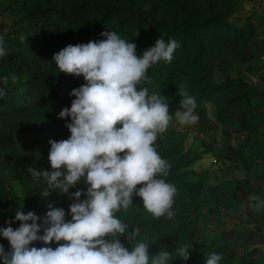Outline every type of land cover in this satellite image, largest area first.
<instances>
[{
    "label": "trees",
    "instance_id": "16d2710c",
    "mask_svg": "<svg viewBox=\"0 0 264 264\" xmlns=\"http://www.w3.org/2000/svg\"><path fill=\"white\" fill-rule=\"evenodd\" d=\"M6 3L20 6V14L14 21L18 25L15 30L19 37L17 55L22 60L15 68L20 79L5 86L3 78L9 50L4 47L6 55L0 57V88L6 87L7 91L0 98V186L13 181L22 187L23 193L20 205L11 209L14 199H5L0 189V228L11 226L15 230L19 227L20 222L15 220L18 209L24 214L34 212L41 218L37 222L41 223L49 204L63 209L66 221L71 220L68 211L73 198L48 189L43 178H33L29 169L51 170L48 141L70 136L65 127L70 119L58 118L59 113L65 107L70 108L75 99L70 95L72 89L86 83L82 76L60 73L53 55L68 45L99 41L104 31H114L136 44L137 55L153 46L158 38L165 42L177 40L180 47L173 53L172 61L161 60L150 67L146 75L151 82H143L138 87H147L150 93H161L176 108L182 99L178 91L184 90L196 99L195 110L202 108L204 101L212 104V117L222 130L243 131L242 141L234 146V156L245 167L247 180L252 178L259 182V186L248 184L247 193L257 196L261 193L264 199V168L251 174L247 163V155L264 153L263 134L255 123L263 115L255 119L257 105L252 101L259 91L252 92L253 88L241 77L230 73L235 61L245 62L254 56L253 50L248 49L253 35L249 22L238 23L231 19L238 9V0H8ZM260 20L264 28V15ZM2 35L0 30V37ZM156 147L170 164L168 176L159 178L177 189L171 209L174 216L153 217L143 208L142 199L135 195L129 209L116 213L117 218L129 226V232L139 228L140 237H146L150 245V255L168 250L172 253L169 264H205L208 253L215 252L222 256L219 264H264L258 247L234 251L236 242L245 245L241 238L234 239L235 232L223 239L220 230L201 226L200 236L196 237L193 218H188L195 212L193 221L199 223L201 219L205 225L211 204L239 193L235 179L221 180L212 186L213 191L209 186L204 188L201 174L191 167L193 156L180 152L181 139L166 133L158 136ZM222 153L220 150L219 154ZM86 188L81 181L70 188L69 193L86 191ZM45 190L52 191L48 197L44 195ZM204 190L209 194H204ZM84 198L82 195L81 200ZM259 216L262 221H253L256 228H261L262 223L264 226V210L259 211ZM5 221L13 222L6 225ZM261 236L264 239V234ZM196 239L200 245L196 260L188 263L180 259L176 249L192 245ZM119 240L126 248L131 247L125 236H120ZM0 244L5 252L10 251L7 239L2 236ZM31 246L55 248L58 243L44 245L36 241Z\"/></svg>",
    "mask_w": 264,
    "mask_h": 264
},
{
    "label": "clouds",
    "instance_id": "9594fccd",
    "mask_svg": "<svg viewBox=\"0 0 264 264\" xmlns=\"http://www.w3.org/2000/svg\"><path fill=\"white\" fill-rule=\"evenodd\" d=\"M100 36L103 39L99 41L68 45L53 55L60 73L82 76L86 83L72 89L70 95L75 99L70 108L59 113L58 118L70 119L65 125L70 136L48 141L51 170L29 169L33 178H43L48 189L73 198L68 211L71 220L66 221L65 211L51 204L41 223L34 212L24 214L18 209L15 220L19 227L0 228V236L10 245V251L5 252L0 244L2 264H169L172 260L168 250L150 255V245L146 237H140L139 228L129 232L116 213L129 209L135 195L153 217L174 216L171 209L177 189L159 178L168 176L170 164L156 147L173 115L167 97L138 86L150 83L147 70L161 60L170 63L180 44L175 39L165 42L158 38L137 55L136 44L116 32L104 31ZM4 55L0 37V57ZM11 79L16 82L17 77ZM3 83L7 86L8 77ZM6 91V87L0 88V98ZM178 94L182 99L175 120L180 125L197 123L196 99L184 90ZM81 181L87 185L86 191L69 193ZM52 191L45 190L44 195L48 197ZM249 200L254 211L264 210V199L252 194ZM122 235L130 248L119 240ZM36 241L44 245L57 242L58 246H31ZM190 248L191 244H185L176 253L187 261ZM221 259L220 254L211 252L205 264H219Z\"/></svg>",
    "mask_w": 264,
    "mask_h": 264
},
{
    "label": "rangeland",
    "instance_id": "374dc122",
    "mask_svg": "<svg viewBox=\"0 0 264 264\" xmlns=\"http://www.w3.org/2000/svg\"><path fill=\"white\" fill-rule=\"evenodd\" d=\"M6 2H8V0H0V30L3 31L1 37H3L4 47L9 50V55L6 59L7 69L5 77H8V83H12V76L17 77L16 81L20 79L15 72V68L22 60V57L17 55L19 37L16 35L15 30L18 25L14 21V17L20 14V6L18 3L8 5ZM262 15H264V0H238V9L231 15V19L238 23L249 22L253 35L251 39L252 45L248 49L253 50L254 56H251V58L247 59L245 62L235 61L231 66L230 73L233 76L241 77L246 84L253 88L251 90L252 92H254L255 89L258 91L261 90L262 93H264V28L260 20ZM254 102H256L255 104L257 105V108L254 107V111L257 112L255 119L260 117L259 114L263 115V117L256 120L255 123L257 122L260 123L261 126H264V94L260 99ZM168 105L169 112L173 115V121L169 128L159 136L172 133L176 139H181L180 152L188 157L193 156L191 167L201 174L204 181V188H208L209 186V189L213 191L212 186L220 182L219 179L217 180L220 173L226 175L230 174L229 160L227 158H221L220 156L224 154L229 155L230 153L233 155L232 148L230 150V147L237 143V137H239V135L233 131H230L229 135H227L228 130H222L219 127L218 123L215 122L212 117L213 106L209 101H204L203 107L195 110V114L198 115L199 119L197 123L192 125H180L175 120L174 116L175 111L179 108H176L171 102H169ZM239 123L243 125L242 121ZM242 132L243 131H240L239 133ZM241 137L242 135H240L239 138ZM220 150L223 151L222 154H219ZM218 157H220L219 160L217 159ZM260 161L264 162V158H261V160L255 158L250 160L252 165L255 166ZM252 183L255 186H259V182L254 179ZM0 189L5 199H9L10 197L14 199L15 202L12 203L13 206H11V209L20 205V197L23 190L18 183L7 181L5 185L0 186ZM203 192L204 194H209L205 190ZM241 192L236 195L225 197L224 201L211 204L208 209V220L205 225L202 224L201 219H199V223H195L193 220H196V213L192 212L191 216L188 218H193L192 223L195 224V229L197 230L196 237L200 236L198 235V231L201 226H206L214 230L229 228L232 231L233 229H237L242 232L244 231L242 230L244 227L245 231L254 228V220L262 221V218L259 216V211H254L250 207V204H246L247 201L245 200V196L249 197L250 194ZM259 195L261 198V193H258V196ZM260 226L262 228L263 223L260 224ZM261 228H256L259 229L257 233L251 235L258 241L261 239L263 240L261 234L264 233ZM240 233H238V236L244 241L245 245L242 244V242H236L237 248L234 249L236 253L241 252L243 248H249L248 240L242 238ZM238 236L235 235L234 239L236 240ZM197 240L198 239L193 241L189 249L190 258L186 261L188 263H193L196 260L195 253H197V250L200 248ZM257 247L261 253L262 250H264V242H262L261 246L259 245ZM261 261L264 262V256Z\"/></svg>",
    "mask_w": 264,
    "mask_h": 264
},
{
    "label": "crops",
    "instance_id": "0c3cea01",
    "mask_svg": "<svg viewBox=\"0 0 264 264\" xmlns=\"http://www.w3.org/2000/svg\"><path fill=\"white\" fill-rule=\"evenodd\" d=\"M263 94L264 93H262V91L260 90L259 93L257 94V96L254 99H252L253 103H256L254 101H257L258 99H260V97ZM257 126H258L259 130L262 132V134L264 136V126L263 125L261 126L260 123H257ZM233 132H235V131H233ZM229 133H230V131H228L227 135H229ZM235 133L237 135H239V137H240V135H242V137L241 138L237 137V139H238L237 143L236 144H233V146L230 147V150L232 148L233 155L230 153L229 155L224 154V155L220 156L221 158H227L229 160L228 163L230 165V169H229L230 174L229 175H226V174L220 173V176L217 178V180L219 179L221 181L223 179H227V178H231L232 177V178L235 179V182H236V185L238 186L239 192L242 191L241 193H245V192L247 193L248 188H246V186L248 184H252V180L253 179L250 178V179L247 180V178L245 177V171H246L245 170V167L243 165H241L236 160V158L234 156V146H236L240 141H242V139L244 137L242 133H239V132H235ZM263 136H262V139L264 138ZM220 157H218L217 159L219 160ZM253 158L260 159L261 160V158H264V153H262L260 155H250V156L247 155V163L249 165V170H250L251 174H254L255 172H257L260 169L264 168V162L263 161H260L259 163H257L256 166L255 165H252V163L250 162V160H252ZM209 185H212V184H209ZM245 200L247 201L246 204L252 203L249 199H246V196H245ZM261 229H262V231L264 233V226ZM219 230L221 232V235H222V238L223 239H226L227 237L232 236L233 235L232 233H234V232L236 233V236H238V233L241 232V230L239 231L237 229H233L232 230L233 232H232L231 229H229V228L219 229ZM242 230H244V231H242L240 233V236H242V238H244L245 240H248L247 242L249 244V246H248L249 248H255V247L259 246V245L261 246L262 242H264V239L263 240L261 239L260 241H258L257 239H255V238H253L251 236V235H254V233H257V231L259 229H256L254 227V228H252L250 230H246L245 231V227H244V229H242ZM260 254H262L264 256V250H262V253H260Z\"/></svg>",
    "mask_w": 264,
    "mask_h": 264
}]
</instances>
